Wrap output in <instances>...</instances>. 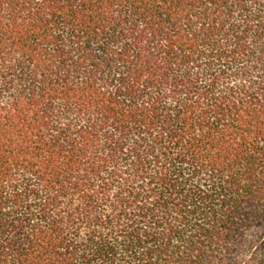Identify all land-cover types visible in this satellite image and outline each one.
<instances>
[{
	"label": "trees",
	"instance_id": "1",
	"mask_svg": "<svg viewBox=\"0 0 264 264\" xmlns=\"http://www.w3.org/2000/svg\"><path fill=\"white\" fill-rule=\"evenodd\" d=\"M0 264H264V0H0Z\"/></svg>",
	"mask_w": 264,
	"mask_h": 264
}]
</instances>
